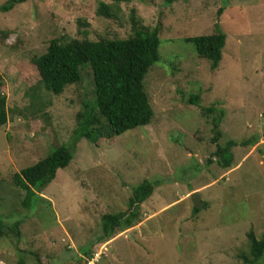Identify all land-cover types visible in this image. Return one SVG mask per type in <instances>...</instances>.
Here are the masks:
<instances>
[{
    "label": "rangeland",
    "instance_id": "obj_1",
    "mask_svg": "<svg viewBox=\"0 0 264 264\" xmlns=\"http://www.w3.org/2000/svg\"><path fill=\"white\" fill-rule=\"evenodd\" d=\"M100 1L115 3L26 0L0 11V89L10 110L0 126V219L9 225L20 219L18 236L0 238V264H248V232L264 233V0L121 1L111 18L97 14ZM132 18L159 27L161 60L143 80L151 122L95 143H73L75 114L92 100L89 70L61 94L40 89L31 107L25 94L39 79L31 57L53 38L80 39L84 32L90 39L126 38ZM216 30L226 41L219 67L211 70L185 37ZM195 93L201 105L224 111L220 143L258 137L233 148L230 168L211 156L210 119L185 102ZM72 143L68 166L26 209L13 174ZM144 179L157 186L140 204L138 221L99 239L103 214L125 210Z\"/></svg>",
    "mask_w": 264,
    "mask_h": 264
},
{
    "label": "trees",
    "instance_id": "obj_2",
    "mask_svg": "<svg viewBox=\"0 0 264 264\" xmlns=\"http://www.w3.org/2000/svg\"><path fill=\"white\" fill-rule=\"evenodd\" d=\"M25 1L6 0L0 5V11H9L16 4ZM121 1L130 0H114V4L100 1L96 12L98 15L111 18L117 10L119 11L118 3ZM166 1L173 3L177 0ZM84 24L87 23H81ZM132 29V35L126 38L98 36L90 39L85 32L80 39L53 38L49 40L45 52L31 57V63L39 75V79L25 94L30 100L31 107L35 106L36 94L40 89L53 95L61 94L68 86L79 84L83 80V70L85 68L89 70L93 87L92 100L90 98L88 101H82L80 110L75 114L73 143L82 138L95 143L101 138L119 136L127 130L151 122L154 111L143 80L151 66L161 60L159 27L150 29L132 18ZM6 36V32L2 33L3 38ZM185 41L193 45L198 58L209 62L211 70L219 67L226 41L223 31L216 30L211 34L185 37ZM2 83L3 78L0 74V84ZM201 101L199 93L190 94L185 99L186 103L198 106L201 115L212 122L214 132L212 141L215 143V150L211 156L222 168H230L234 159L233 148L238 145H253L258 137L252 136L241 141L228 139L220 143L223 135L220 123L224 111L218 109L215 104L201 105ZM9 111L6 96L0 89V126L8 121ZM73 143L69 146L63 144L54 147L42 159L13 174L12 183L19 190L25 191V199L21 204L26 209L32 207V200L36 196L39 197L37 192H41L54 180L57 170L68 166L73 158ZM212 161L209 158L207 163ZM156 186V181L144 179L132 188L125 210L103 214L99 239L107 240L116 230L122 231L133 226L139 219L140 204L153 193ZM199 210V207L194 206V212ZM18 224L20 219H16L10 225L0 219V238L5 237L8 232L18 236ZM247 236L250 241L251 259L243 256L244 261L248 264H263L264 233L258 238L250 230ZM83 252L87 260L93 258L92 253L89 254L85 249Z\"/></svg>",
    "mask_w": 264,
    "mask_h": 264
}]
</instances>
